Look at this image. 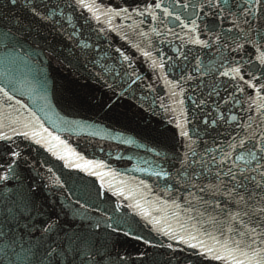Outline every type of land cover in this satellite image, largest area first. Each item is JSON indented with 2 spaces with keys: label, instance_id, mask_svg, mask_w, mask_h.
<instances>
[{
  "label": "snow or ice",
  "instance_id": "snow-or-ice-1",
  "mask_svg": "<svg viewBox=\"0 0 264 264\" xmlns=\"http://www.w3.org/2000/svg\"><path fill=\"white\" fill-rule=\"evenodd\" d=\"M0 7L8 9L11 21L0 30L6 64L0 73V205L6 208L0 234L14 243L19 229L21 247L28 245L23 257L12 253L16 256L12 264H159L157 252L163 248L187 251L188 264H204L205 259L264 264V0H139L135 7L105 8L96 0H3ZM14 9L42 27L66 33L83 56V63L79 57L75 63L68 61L69 73L75 69L79 75L83 68L89 83L81 87L96 84L102 90L99 99L92 94L88 101L96 100L109 111L130 96L135 99L144 78L130 55L120 48L111 50L110 44L100 47L105 28H99L94 40L91 34L85 36V30L92 27L91 20L99 23L101 15L112 31L113 18L131 20L134 31L156 48L149 33L140 31L151 23L150 32L160 44L157 57L139 45L133 47L151 61L152 72L167 87L171 103L159 98V110L164 115L179 112V118L173 115L169 123L175 124L181 150L165 153L168 167L158 163L159 170L150 173L163 180L162 196L149 201L144 192L151 188L144 180L136 188L123 180L114 186L107 178L116 174L101 171L107 167L103 161L86 159L45 127L37 112L50 107L46 96L38 109L17 99V92L25 95L23 82L7 65L29 67L27 58L42 66L39 57L44 53L33 47L35 40L28 42L39 30L26 17L12 15ZM77 9L91 15L81 11L77 16ZM205 50L213 57L205 59L201 55ZM40 75L46 83L47 74ZM144 87L155 92L153 85ZM186 101L190 107H185ZM152 112L156 114V109ZM34 146L46 149L64 168L96 177L101 188L107 182L113 196L130 201L126 207L134 214L120 213L119 202L109 213L79 200V207L69 213L64 203L41 198L43 187L52 191V186H42L36 179L43 180L44 174L31 162ZM52 171L47 168L50 179ZM54 183L62 189L59 177ZM101 195L107 193L97 191ZM4 227L10 232H3Z\"/></svg>",
  "mask_w": 264,
  "mask_h": 264
},
{
  "label": "water",
  "instance_id": "water-1",
  "mask_svg": "<svg viewBox=\"0 0 264 264\" xmlns=\"http://www.w3.org/2000/svg\"><path fill=\"white\" fill-rule=\"evenodd\" d=\"M52 2L55 3L57 0H52ZM96 2L100 8L116 7L117 5L135 7L139 0H96ZM2 3L3 0H0V4ZM81 11H83L84 16L91 15L86 9H77L76 15L78 16ZM9 15L8 9L0 7V30H4V26H11ZM12 15L26 17L28 21L32 22L33 27L39 30V35L37 36V33L33 32L28 38V42L33 43L35 40L33 47L37 52L43 50L44 53L39 57L44 62L42 66L34 65L33 61H29L27 58H25V63L29 67L20 63L7 65L8 71L13 72L23 82L22 88L25 95L21 96L17 92V99H21L34 109H38L45 105V100L41 97L46 96L50 107L46 108L45 111L37 112L44 120L45 127L60 135L86 159L103 161L107 167L101 171H112L116 174L114 179L112 177L107 178V180H113L114 186L123 180L136 188L139 181L144 180L151 188V192H144V196L149 201L155 200L157 196H162L163 180H157L150 173L152 170H159L156 167L158 163L162 167H168L164 162L165 153L171 155L173 151L181 150L177 143L179 136L176 133L175 124L169 123L173 115L179 118V112L164 115L159 110V98H164V102L167 104L171 103L166 99L167 87L162 80H157L156 75L152 72L151 61L144 57L136 47H133V45H139L141 49L151 51L154 58L157 57L156 48H159L160 44L159 39L150 32L151 23L141 26L140 31L149 33V37L156 48L149 46L148 37L141 38L134 31L131 20L113 18L116 31H112L101 15L99 23L91 20L92 27L85 30V36L91 34L94 40L99 28H105L106 31L101 33L100 47L107 49L110 44L111 50L120 48L130 55L137 72L144 78L139 88L133 86L136 88L135 99L130 96L118 107L109 111L107 108L102 109L96 100L88 101V96L92 94H95L96 98L99 99L102 90L96 84H92L91 87H81L89 83L83 78L87 75L83 68L80 69L79 75L76 74L75 69L71 74L69 73L68 61L71 59L75 63L76 58L79 57L83 63V56L66 38V33L61 34L51 27H42L39 21L32 20L31 16L21 12L20 9H14ZM80 23H83V19L80 20ZM125 36L127 39L124 38ZM164 47L167 48L166 45ZM201 55L207 59L213 57V52L205 50ZM5 67V49L0 48V73L5 71ZM88 68H91L90 64ZM41 71L47 74L46 83L40 75ZM205 79L207 80V78ZM149 84L154 86L155 92H149L144 87V85ZM29 92L32 94L28 95ZM142 96L146 97L143 101L140 99ZM142 103L143 107L141 108ZM185 107H190V101H186ZM152 108L156 109V114H153ZM252 115L255 116L256 113L253 112ZM174 135L175 138H173ZM125 140H132L133 143H124ZM156 152L160 153L159 157L156 156ZM30 159L44 174V179L41 180L37 177V181L42 186H52V191H49L48 187H43L41 198L46 196L48 201H56L58 205L64 203L65 209L69 213L79 207L76 204V201L79 200L80 204L98 205L100 210L107 209L109 213L119 202L121 204L118 209L120 213L126 212L129 216L134 214L132 209L126 207L130 201L113 196L111 191L107 190V182L101 188V181L96 177H90L87 173L76 169L64 168L63 162L58 161L46 149L34 146ZM48 167L53 169L51 179L47 172ZM25 175L27 176L29 173H25ZM30 175L34 177L36 174L31 172ZM56 177H59L63 185L62 189L54 183ZM97 191L106 192L107 195L98 197ZM84 210L81 209V211ZM5 211L6 208L0 205V222H2ZM57 211H59V206ZM87 211L89 214L94 212L92 208H88ZM20 231L19 229L15 230L16 240L14 243L10 242L8 237L0 234V264H12V261L16 260V256L12 253H18L21 257L26 255L24 249L28 245L25 243L23 248L21 247ZM3 232H10V228L4 227ZM24 239L27 240L28 238L24 237ZM158 239L165 244L169 242L163 237H158ZM5 251L9 253L7 257L4 255ZM187 256V251L174 253L166 248L157 252L159 264H188ZM204 264H220V262L205 259Z\"/></svg>",
  "mask_w": 264,
  "mask_h": 264
}]
</instances>
